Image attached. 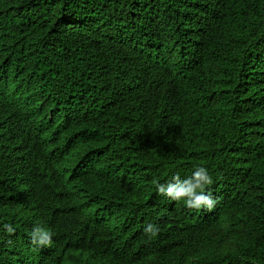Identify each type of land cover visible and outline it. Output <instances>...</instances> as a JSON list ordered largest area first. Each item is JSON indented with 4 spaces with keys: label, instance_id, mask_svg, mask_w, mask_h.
Listing matches in <instances>:
<instances>
[{
    "label": "trees",
    "instance_id": "trees-1",
    "mask_svg": "<svg viewBox=\"0 0 264 264\" xmlns=\"http://www.w3.org/2000/svg\"><path fill=\"white\" fill-rule=\"evenodd\" d=\"M0 209V264H264V0H0Z\"/></svg>",
    "mask_w": 264,
    "mask_h": 264
},
{
    "label": "clouds",
    "instance_id": "clouds-1",
    "mask_svg": "<svg viewBox=\"0 0 264 264\" xmlns=\"http://www.w3.org/2000/svg\"><path fill=\"white\" fill-rule=\"evenodd\" d=\"M214 183L213 176L208 169L202 165H194L191 175L182 178L180 174L173 175L170 180L161 183L159 178H154L152 181L153 188L158 196L167 198L174 202H183L184 205L192 209H207L211 210L215 206V200L210 191ZM20 208L17 204L11 211L15 214ZM79 208L76 206L72 213L76 214ZM12 219V217H11ZM11 221V220H10ZM8 233H12L15 229L10 225H4ZM159 225L154 223L147 224L143 229L144 235L148 240H155L160 234ZM31 244L36 249L50 248L54 244L55 232L43 223H35L29 232Z\"/></svg>",
    "mask_w": 264,
    "mask_h": 264
},
{
    "label": "bare ground",
    "instance_id": "bare-ground-1",
    "mask_svg": "<svg viewBox=\"0 0 264 264\" xmlns=\"http://www.w3.org/2000/svg\"><path fill=\"white\" fill-rule=\"evenodd\" d=\"M58 105H60V103H59ZM58 107H59V106H58ZM59 108H61V107H59ZM61 126H62V125H61ZM65 128H66V127H65ZM31 201H32V200H31ZM34 203H36V202H34ZM5 208H6V207H5ZM2 209H3V208H2ZM2 209H0V211H3ZM11 209H12V208H11ZM4 210L6 211V210H7V208H6V209H4ZM5 211H3V212H5ZM7 212H8V211H7ZM8 213H9V212H8ZM0 214H1V213H0ZM2 214H3V213H2ZM27 217H28V215H27ZM53 245H54V244H53ZM54 246H55V245H54ZM53 248H54V247H53ZM53 248H52V249H53ZM56 248H57V247H56ZM56 248H55V249H56Z\"/></svg>",
    "mask_w": 264,
    "mask_h": 264
}]
</instances>
